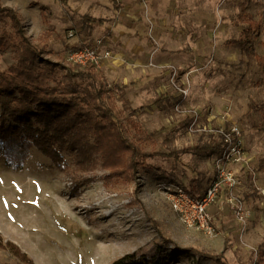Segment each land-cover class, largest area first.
Here are the masks:
<instances>
[{
    "label": "rangeland",
    "instance_id": "1",
    "mask_svg": "<svg viewBox=\"0 0 264 264\" xmlns=\"http://www.w3.org/2000/svg\"><path fill=\"white\" fill-rule=\"evenodd\" d=\"M161 2L150 7L133 0L139 6L133 9L123 0H0L21 14L27 35L45 45L44 55L57 59L59 53L65 65L73 66L64 58L67 48L98 39H107L102 47L123 50L127 63L108 62L98 72L123 115L136 109L131 117L154 141L142 146L191 147L177 160L148 158L137 178L105 185L99 153L85 169L61 148V169L31 144L2 136L0 236L34 264H112L126 255L120 264H264V197L255 187H264V69L225 45L243 29L233 22L243 8L260 21L252 46L264 55V0ZM87 17L104 22L91 25ZM15 62L10 48L0 51L1 70ZM230 122L242 129L250 164L245 171L237 167L246 187L234 193L251 214L239 223L222 191L210 209L218 227L210 236L182 222L166 190L190 189L191 179L204 190L214 174L212 158L194 148L218 138L215 129ZM134 133L128 131L136 140ZM0 264L28 263L0 248Z\"/></svg>",
    "mask_w": 264,
    "mask_h": 264
},
{
    "label": "trees",
    "instance_id": "2",
    "mask_svg": "<svg viewBox=\"0 0 264 264\" xmlns=\"http://www.w3.org/2000/svg\"><path fill=\"white\" fill-rule=\"evenodd\" d=\"M41 14L46 19L44 6ZM233 22L243 29L238 36L227 39L225 45L248 58H256L264 69V55L255 53L252 46V34L260 28V21L242 8ZM7 48L14 52L16 62L0 69V138L6 136L19 146L24 142L31 144L61 169L65 163L61 148H69L77 165L85 169L93 166V152L99 153L102 167L108 171L103 178L105 185L137 178L138 166L148 158L163 156L177 160L180 154L191 150V147L165 152L146 150L141 143L154 141L131 117L136 109L123 115L99 69L65 65L59 60V53L57 59L45 56V45L27 35L21 14L0 4V51ZM166 98L158 97L154 102L160 104ZM130 129L136 140L129 137ZM222 149L218 137L210 138L194 151L205 159H213ZM190 181L194 183L193 179ZM192 183L186 191L198 195ZM0 248H9L20 259L34 264L16 244L3 241L1 236ZM127 257L112 264H120ZM214 258L219 260L218 256Z\"/></svg>",
    "mask_w": 264,
    "mask_h": 264
},
{
    "label": "built area",
    "instance_id": "3",
    "mask_svg": "<svg viewBox=\"0 0 264 264\" xmlns=\"http://www.w3.org/2000/svg\"><path fill=\"white\" fill-rule=\"evenodd\" d=\"M72 35V33L69 34V36ZM106 41L107 39L102 38L98 39L95 45L71 46L66 49L64 58L69 64L90 65L97 69L108 62L127 63L120 52L112 51L109 47H102ZM215 132L222 141L223 149L212 159L214 174L204 191L198 195H191L182 186L166 190L170 207L179 215L182 222L210 236L217 234L218 227L213 224L209 207L215 203L222 191H226L225 202L239 223L244 224L251 214L243 201L234 193V189L242 186V181L237 175V167L245 169L250 165L242 129L237 123L230 122L227 126L218 127ZM255 187L264 197V187L256 185Z\"/></svg>",
    "mask_w": 264,
    "mask_h": 264
},
{
    "label": "crops",
    "instance_id": "4",
    "mask_svg": "<svg viewBox=\"0 0 264 264\" xmlns=\"http://www.w3.org/2000/svg\"><path fill=\"white\" fill-rule=\"evenodd\" d=\"M84 1V3L87 1V0H83ZM89 1V0H88ZM124 1V3H127V4H129V3H131L132 4V7H133V9H135V8H139V6H137V4L136 3H134L133 4V0H123ZM149 3H150V7H157V6H162V0H147ZM113 8V7H112ZM93 19H102V21L99 23V22H96L95 20H93ZM103 22H104V19L103 18H93V17H91L90 19H89V24H96V25H101V24H103ZM112 51H115V52H120L122 55H123V57L126 59V62H127V56H126V53L123 51V50H119V49H116V50H113V49H111ZM108 64V63H107ZM243 171H245V169H243ZM242 181V180H241ZM246 187V184H243L242 183V186L241 187H239V188H237V190L239 189H243V188H245ZM211 207H213V204L212 205H210V207H209V211H210V209H211ZM220 209H223V207L222 206H220L219 207ZM213 221V220H212ZM215 222V221H214ZM216 223H218V221H216Z\"/></svg>",
    "mask_w": 264,
    "mask_h": 264
}]
</instances>
